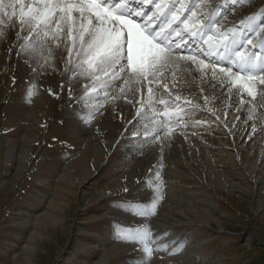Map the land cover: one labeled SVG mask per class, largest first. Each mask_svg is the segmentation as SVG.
<instances>
[{"label":"bare ground","instance_id":"1","mask_svg":"<svg viewBox=\"0 0 264 264\" xmlns=\"http://www.w3.org/2000/svg\"><path fill=\"white\" fill-rule=\"evenodd\" d=\"M244 1L209 3L219 5L212 14L215 25L226 19L227 29L248 17L258 18L255 9L226 16ZM34 2L24 0L25 4ZM151 10L149 6L147 11ZM208 35L214 34L206 33L202 39L201 34L185 37L189 50L172 52L167 64L149 77L151 83L127 72L101 86L75 68L86 57L73 53V63H69L68 48L72 45L66 33L56 41L49 33L41 46L43 31L37 37L29 24H21L16 17L9 20L0 13V79H6L3 93L0 86V102L8 99L9 105L4 116L0 111L2 184L8 173L27 164L34 141L33 134L29 137L19 129H8L32 131L40 125L44 119L40 112L48 111L51 96L62 89L63 83L72 96V107L66 112L58 139L65 151L57 157L50 155L46 167L37 169L36 182L25 201L11 213L10 222L17 229L11 243L3 247V254H14L13 261L18 264L15 251L19 247L28 258L26 263L34 264L30 257L36 253L45 229L49 225L63 226L77 201L71 242L59 264H223L219 258L208 262L205 226L222 227L223 215L217 213L213 195L244 194L247 186L255 185L254 193L260 198L258 180L264 185V85L257 93L259 83L255 86L247 79L237 81L234 74L201 69L199 61L206 54L194 46ZM182 43L176 40L174 46ZM204 45L216 66L222 64L217 59L226 55L231 62L230 57H235L233 49L240 50L233 45L217 54L216 49L209 50ZM182 56H195L196 60L179 59ZM258 58L264 59V48L250 58L249 67ZM231 68L232 73L240 72L235 65L231 64ZM7 70L9 74H3ZM248 87H252L251 94ZM161 100L165 103L161 104ZM166 110L170 115L163 117ZM12 132L21 135L10 138ZM244 175L252 178H247L250 184L238 182ZM151 194L163 197L162 208H155L154 217L161 220L166 236L153 242L146 240L149 223H144L153 208L126 206L119 201L149 198ZM104 197L108 200L102 201ZM118 212L131 217L141 215L140 230H121L109 219ZM94 220L97 223L89 224ZM117 229L125 235L113 234ZM137 232L145 234L143 239L136 237ZM145 244L154 249L151 257L143 251Z\"/></svg>","mask_w":264,"mask_h":264},{"label":"snow or ice","instance_id":"2","mask_svg":"<svg viewBox=\"0 0 264 264\" xmlns=\"http://www.w3.org/2000/svg\"><path fill=\"white\" fill-rule=\"evenodd\" d=\"M149 6H152L150 12L147 11ZM217 7L219 5H210L207 0H35L29 4H25L24 0H9L7 3L0 0V13L9 20L16 17L21 24H29L37 37L43 31L41 46L49 33L53 41L66 33L72 45L68 48L69 63H73V53L76 57H86L76 63L75 68L101 86L122 78L127 72L137 80L151 83L149 77L155 76L167 64L172 52L189 50L185 37L206 32L214 34L204 40L209 50L216 49L219 54L221 49L227 51L235 45L240 50L233 49L235 57H230L232 65L240 72L248 71L251 56L264 48V18L259 25L252 16L232 28L224 29L228 23L226 19L219 26L213 20L212 14ZM261 13L264 15V8ZM254 32L256 35H253ZM176 40L183 43L174 46ZM179 59L196 60L195 56H182ZM199 63L203 65L204 60ZM212 71L215 74V65H212ZM219 71L233 74L231 67H221ZM240 72L234 74L237 81L242 78ZM247 81L254 85L257 78L249 75ZM258 82L264 85V76H260ZM248 91L251 94L252 87H248ZM160 103L165 102L161 100ZM161 115L168 117L170 113L166 110ZM157 139L160 137L157 136ZM144 235L136 233L140 239ZM143 251L151 257L154 249L145 244Z\"/></svg>","mask_w":264,"mask_h":264},{"label":"rangeland","instance_id":"3","mask_svg":"<svg viewBox=\"0 0 264 264\" xmlns=\"http://www.w3.org/2000/svg\"><path fill=\"white\" fill-rule=\"evenodd\" d=\"M210 1L213 2L216 0H207V2ZM262 8H264V0H245L243 4L239 6L236 5L234 8L230 9L226 13V15L231 16V13L236 15L238 13L247 14L251 11L253 12V9H255L254 11L259 12V17L255 19L257 25H259L260 20L264 18V15L260 13ZM236 9L238 10L236 11ZM257 31L259 30L257 29ZM261 65H263V62L261 63ZM258 70L260 71V69ZM252 72H249L247 74L254 75L257 78V83H255V86H257V84L259 83V77L262 75V73H257V71ZM3 74H9V70H7V73L6 71H4ZM4 83H6V79L1 78L0 86L2 93V88L5 85ZM262 86L263 85L258 84V86L256 87L257 93L262 92V90L260 91V89H262ZM61 90H58L56 94L51 96L49 104H47L46 106V109L48 111H46V113L40 112V114L42 113L44 117L43 122L38 126L35 125L32 131L27 130L26 128L21 129V127H12L8 129L9 131L19 129L20 132H23L22 135L26 132L29 137L33 134V136L31 137L34 138V141L32 144V149L29 152L27 164H24V166H19L17 168L18 170L13 169L10 173H8L9 175L7 176V179H5L6 182L4 184L1 183L4 173V167L1 164L3 150L1 149L0 144V264H15V262L13 261L14 254H3V247L11 243V239L14 238L15 231L17 229L10 222L11 213L14 211L15 207L20 204V202L25 201V196L29 191L31 185L35 184L36 182L35 174L37 169L41 167L43 169V167H46L45 162L47 160L49 161V158L51 157L50 155L53 154L52 156L57 157L65 151V146L63 145V143H61L62 141L58 139L62 134V126H64V122L66 121V112H69V109L72 107V96H70L71 94L69 95V93L67 92L68 89L66 88L65 83H63ZM7 100L8 99H2V101L0 102V111H2V113L4 112L2 116H4L6 111L9 109ZM260 113L261 112L258 111L257 115L260 116ZM262 123H264V121H262ZM13 135L16 134L12 132L9 137L12 138ZM20 135L21 134L19 133L16 136L20 137ZM247 178L252 180V178H250L248 175H244V177H241V180L238 182H241L242 184H250L249 182H247ZM261 181L262 180H258L259 183L257 184L261 188L259 190V199L256 198V191L254 193L255 185L247 186V192L244 194L238 193L234 194L233 196L224 197H222V195H213L214 200L217 201L218 204L216 211L217 213L219 212L223 215V219L222 221H220L222 224V227L220 228L216 224L212 226H205V233H208L205 234V240L210 244H208V262H213L219 258L222 260L223 264H264V185ZM57 194L59 193H56V195ZM138 198L139 197L123 198L124 200H117H119L123 205L126 206L131 205L143 208H153L148 212L146 217L144 216V223H149L148 228L145 231L147 237L146 240L153 242L154 240L160 239V237L162 236L166 237L165 231L160 227L161 220H156L154 217L156 215L155 208H162L160 202L162 199H158V196L156 194L149 195L150 200L148 197ZM104 200H108V198L104 197L102 201ZM151 200L155 202H152ZM257 201H259L260 203H258ZM78 209V202L75 201L72 204L68 216L63 222V226L53 227L49 225L45 229V235L43 236V239L39 240L36 246V253H34L33 256L30 257L34 264L61 263V261L65 257L63 256V254L65 253V250L71 242L70 237L73 231V222L76 221ZM152 211H154V214L152 213ZM112 215L109 216V219H113V223L118 224L121 230L131 232L140 230L139 227L141 224L139 222L142 221L141 215L132 214L131 217V214L128 216H125L123 214V216L121 212H118V215ZM149 220H152L153 222ZM155 222L159 225L156 226ZM92 223H97V221L94 220L92 222H89V224ZM132 223L137 224L135 225ZM116 224L110 225H112L113 227H117ZM130 226L133 227L129 228ZM154 229H156V231ZM113 234L121 237L122 234L125 235V232H118L117 229ZM163 240L160 241L163 242ZM17 247L18 245L15 244L13 248L16 249ZM15 254H18L19 257L18 264H27L26 260L28 258L21 254V252L19 251V247L18 251H15Z\"/></svg>","mask_w":264,"mask_h":264}]
</instances>
